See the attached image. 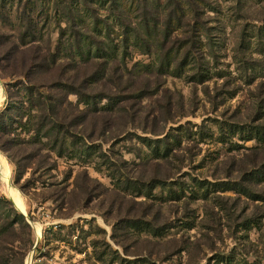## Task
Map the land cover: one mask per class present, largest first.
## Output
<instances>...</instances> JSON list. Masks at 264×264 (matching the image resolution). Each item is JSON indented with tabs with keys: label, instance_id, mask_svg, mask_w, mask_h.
<instances>
[{
	"label": "rangeland",
	"instance_id": "rangeland-1",
	"mask_svg": "<svg viewBox=\"0 0 264 264\" xmlns=\"http://www.w3.org/2000/svg\"><path fill=\"white\" fill-rule=\"evenodd\" d=\"M157 3L141 16L157 21L151 56L131 41L107 81L65 82L71 153L19 176L0 152L26 213L1 175L0 196L30 227L10 264H264V0ZM14 83L0 79V112L26 99Z\"/></svg>",
	"mask_w": 264,
	"mask_h": 264
},
{
	"label": "trees",
	"instance_id": "trees-1",
	"mask_svg": "<svg viewBox=\"0 0 264 264\" xmlns=\"http://www.w3.org/2000/svg\"><path fill=\"white\" fill-rule=\"evenodd\" d=\"M152 1L158 4L157 0H0V79L20 80L17 86H6H20L17 91L23 89L26 94L25 100H13L8 93L7 106L0 112V152L19 176L41 151L61 157L62 152H72L68 150L71 145L75 147L77 116L65 114L62 105L75 91L66 81L89 85L107 81L115 65H127L131 41L148 48L145 54H153L150 49L156 36L151 32L157 21H150L152 27L145 19L141 22ZM167 34L166 41L172 44ZM163 58L169 63L166 54ZM188 59L185 53L183 61ZM55 92L62 99H55ZM22 132L31 139H21ZM255 132V138L264 142V135ZM35 146L37 150L27 153ZM16 228L30 227L11 202L0 196V264H10L11 247L20 242ZM30 241L29 237L28 245Z\"/></svg>",
	"mask_w": 264,
	"mask_h": 264
},
{
	"label": "bare ground",
	"instance_id": "bare-ground-1",
	"mask_svg": "<svg viewBox=\"0 0 264 264\" xmlns=\"http://www.w3.org/2000/svg\"><path fill=\"white\" fill-rule=\"evenodd\" d=\"M8 168L9 167H8L6 159L0 154V175H1V179L3 180L6 186L7 195L12 200L15 207L18 208L24 214L26 213V209H25L24 200L21 194L16 189H14L13 186L9 185V174L10 173L8 171ZM36 233L38 236H40L39 227L36 229Z\"/></svg>",
	"mask_w": 264,
	"mask_h": 264
}]
</instances>
